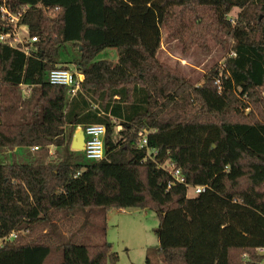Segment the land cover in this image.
Segmentation results:
<instances>
[{"label":"trees","instance_id":"obj_1","mask_svg":"<svg viewBox=\"0 0 264 264\" xmlns=\"http://www.w3.org/2000/svg\"><path fill=\"white\" fill-rule=\"evenodd\" d=\"M2 5L24 7L18 25L36 41L26 52L0 42V150H27L24 163H0V264H115L105 239L112 207L155 213L157 245L142 264H243L242 255L262 262L264 0ZM162 28L166 39L202 50L228 36L234 55L196 83L158 58ZM12 29L0 18L1 31ZM106 47L117 60L95 61ZM62 49L77 56L61 61ZM69 63L82 75L72 94L46 80ZM88 124L105 127L100 160L70 148L75 129ZM141 129L158 161L209 188L193 197L163 190L169 175L138 147Z\"/></svg>","mask_w":264,"mask_h":264},{"label":"rangeland","instance_id":"obj_2","mask_svg":"<svg viewBox=\"0 0 264 264\" xmlns=\"http://www.w3.org/2000/svg\"><path fill=\"white\" fill-rule=\"evenodd\" d=\"M237 12L238 9L233 8L228 17L235 20ZM17 33L19 38L27 36L24 28H20ZM165 37V29L162 28L158 58L163 62L179 67L185 76L196 83H200L202 76L213 66H219L223 63L224 58L230 52L232 44L230 37L223 36V43L210 39L207 50H202L196 45L184 47L177 39L168 40ZM69 47L70 45L66 44L68 50L70 49ZM61 52V61L65 59L68 61L73 60L72 58L77 56L76 50H71L70 58V53L67 56L63 53L64 49ZM94 60L115 62L117 60V51L114 47H106L97 54ZM67 68L75 71L74 66L70 63ZM21 90L23 94H26L24 85L21 86ZM247 112L248 110L245 109L244 113ZM117 130L118 127H115V131ZM16 150L12 152V150L1 149L0 163L26 162L27 150L24 148H17ZM50 150L53 151V147H50ZM193 195V191L189 188L187 197H193ZM74 219L73 223H75L77 218ZM105 220V239L111 245L110 249L118 255L115 264H142L148 250L153 251V248L156 247L157 237L154 230L157 227L158 219L153 211L142 208L122 209L112 207L106 211ZM158 261H160V258H158Z\"/></svg>","mask_w":264,"mask_h":264},{"label":"built area","instance_id":"obj_3","mask_svg":"<svg viewBox=\"0 0 264 264\" xmlns=\"http://www.w3.org/2000/svg\"><path fill=\"white\" fill-rule=\"evenodd\" d=\"M24 11V7H21L17 12H11L7 9L5 5L0 7V18L2 21L12 24L13 29L11 32H5L0 30V42H8L10 45L21 44L22 49L26 52L28 51V47L32 44V42L36 41L35 37H18L17 31L20 28H24L26 32V27L22 25H18L20 16ZM26 38V39H25ZM228 55H234L233 51H230ZM223 65V64H221ZM46 80L48 83L53 85H61L69 88V92L72 94L80 86V75L75 71H71L68 68L55 67L48 71L46 75ZM219 79L215 80V83L219 84ZM84 135V143L82 153L87 160H100L104 156V148H103V135L105 132V127L101 124H88L83 129ZM148 133L149 130L141 129L137 132V145L140 149H143L146 158L156 164L157 167L166 171L169 175V178L161 184L163 190H174V189H185L186 196L187 190L190 188L193 191V196H196L200 193L205 192L209 187L205 184H189L184 175L181 173L180 169L175 167V165L165 159L163 161H158L156 159L157 151L154 148L148 146ZM32 149H37V147H32ZM15 234L12 233L7 239L14 237ZM2 240L0 239V242ZM256 252L258 255L264 256V246L256 248ZM243 264H247L246 256L242 255ZM260 264H264V258Z\"/></svg>","mask_w":264,"mask_h":264},{"label":"water","instance_id":"obj_4","mask_svg":"<svg viewBox=\"0 0 264 264\" xmlns=\"http://www.w3.org/2000/svg\"><path fill=\"white\" fill-rule=\"evenodd\" d=\"M83 143H84L83 130L81 128H78L72 134L71 141H70V148L72 150L82 151Z\"/></svg>","mask_w":264,"mask_h":264},{"label":"crops","instance_id":"obj_5","mask_svg":"<svg viewBox=\"0 0 264 264\" xmlns=\"http://www.w3.org/2000/svg\"><path fill=\"white\" fill-rule=\"evenodd\" d=\"M70 57H71V53H70L69 58H70ZM72 59H74V58H72ZM69 61H71V60H69ZM79 75H80V74H79ZM80 78L82 79V75H80ZM77 129H78V128H77ZM77 129H75V130H77ZM13 151H17V150H16V149H13L12 152H13Z\"/></svg>","mask_w":264,"mask_h":264}]
</instances>
